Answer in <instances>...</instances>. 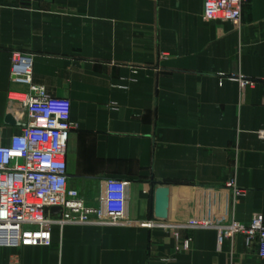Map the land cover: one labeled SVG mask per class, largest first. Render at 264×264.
Wrapping results in <instances>:
<instances>
[{
	"label": "crops",
	"instance_id": "crops-1",
	"mask_svg": "<svg viewBox=\"0 0 264 264\" xmlns=\"http://www.w3.org/2000/svg\"><path fill=\"white\" fill-rule=\"evenodd\" d=\"M203 10L204 0H0L4 141L24 119L8 100L25 89L11 81L13 54L33 55L34 83L71 101L68 187L93 205L103 181H125L134 222L180 227V240L172 228H54L50 246L0 247V264H264L243 236L219 246L199 228L264 217V0H244L239 25ZM241 77L256 83L242 90ZM185 239L191 249L178 251Z\"/></svg>",
	"mask_w": 264,
	"mask_h": 264
},
{
	"label": "built area",
	"instance_id": "built-area-1",
	"mask_svg": "<svg viewBox=\"0 0 264 264\" xmlns=\"http://www.w3.org/2000/svg\"><path fill=\"white\" fill-rule=\"evenodd\" d=\"M244 0H204L203 19L239 25ZM34 56L14 53L11 81L25 87L8 93L9 104L22 112L21 131L4 141L0 125V247H47L52 243L54 228L92 227L124 228L140 226L169 230L172 227L158 221L134 222L128 212V183L108 179L101 183L102 194L95 204L77 190L68 187L67 149L71 132L77 129L72 120L71 101L52 98L46 89L33 80ZM242 90L255 81L241 77ZM112 111H119L116 103ZM264 139V131L259 132ZM226 187L235 196L243 191L235 181ZM62 209L55 218L49 210ZM201 229H214L218 245L225 240L243 236L248 248L257 247L264 258V217L255 215L249 225L230 221L220 225L203 222ZM174 235L180 240L179 229ZM192 240L181 241L177 250L191 249ZM169 259L164 260L165 262Z\"/></svg>",
	"mask_w": 264,
	"mask_h": 264
},
{
	"label": "water",
	"instance_id": "water-1",
	"mask_svg": "<svg viewBox=\"0 0 264 264\" xmlns=\"http://www.w3.org/2000/svg\"><path fill=\"white\" fill-rule=\"evenodd\" d=\"M42 1V0H39ZM46 2L51 3L53 0H45ZM8 123H14L11 116L7 117ZM170 190L168 187H161L157 190L156 197V206H155V216L159 221H165L168 218L169 204H170ZM47 213H50L52 217H59L62 214V209L59 207H54L49 210H46Z\"/></svg>",
	"mask_w": 264,
	"mask_h": 264
}]
</instances>
